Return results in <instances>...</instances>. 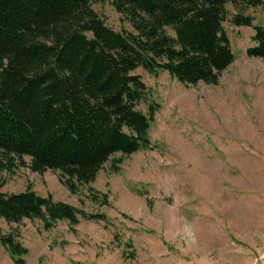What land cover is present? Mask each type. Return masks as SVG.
Listing matches in <instances>:
<instances>
[{
  "label": "trees",
  "instance_id": "1",
  "mask_svg": "<svg viewBox=\"0 0 264 264\" xmlns=\"http://www.w3.org/2000/svg\"><path fill=\"white\" fill-rule=\"evenodd\" d=\"M105 2L132 31L106 25L92 8ZM261 16L263 0H0V171H58L75 194L114 155L155 148L148 131L160 106L135 71L217 85L234 61L224 23L249 28L245 53L264 61ZM2 187L0 180L6 223L38 220L49 231L59 222H108L30 187ZM0 245L13 264H25L28 250L12 234L0 230Z\"/></svg>",
  "mask_w": 264,
  "mask_h": 264
},
{
  "label": "rangeland",
  "instance_id": "2",
  "mask_svg": "<svg viewBox=\"0 0 264 264\" xmlns=\"http://www.w3.org/2000/svg\"><path fill=\"white\" fill-rule=\"evenodd\" d=\"M92 8L113 30L132 31L109 2ZM223 26L234 61L217 85L135 71L160 106L148 131L155 148L114 155L75 194L58 171H0L3 193L30 187L108 220L49 231L38 220H0L27 248L25 264H264V61L245 53L249 28ZM0 264H13L1 245Z\"/></svg>",
  "mask_w": 264,
  "mask_h": 264
},
{
  "label": "built area",
  "instance_id": "3",
  "mask_svg": "<svg viewBox=\"0 0 264 264\" xmlns=\"http://www.w3.org/2000/svg\"><path fill=\"white\" fill-rule=\"evenodd\" d=\"M263 18H264V0H263Z\"/></svg>",
  "mask_w": 264,
  "mask_h": 264
}]
</instances>
